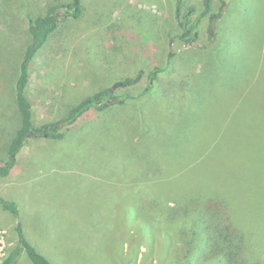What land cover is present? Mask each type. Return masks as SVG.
I'll return each mask as SVG.
<instances>
[{"label": "rangeland", "instance_id": "rangeland-1", "mask_svg": "<svg viewBox=\"0 0 264 264\" xmlns=\"http://www.w3.org/2000/svg\"><path fill=\"white\" fill-rule=\"evenodd\" d=\"M57 1L66 0H5L2 4L0 161L8 158L20 117L9 87L29 37L23 13L41 14ZM176 1L82 0L80 17L61 21L33 58L26 94L31 98L36 126L60 119L77 99L140 75L135 84L113 89L114 97L130 96L121 104L123 109L112 108L101 120L99 112L91 110L70 126V133L62 139H30L18 153L10 174L0 177V198L16 202L26 238L52 264H175L171 252L164 258L167 242L156 221L151 225L158 232L156 236L146 233L144 217L142 222L136 221L141 218L135 219V206L141 205L128 183L146 177L142 176L149 170L146 155L151 154L158 166L167 165L170 159L180 164V175L188 182L177 185L179 180L174 177L175 189L191 195L196 192L193 179L198 173L216 176L224 168L233 169L231 161L239 155L242 144L230 141L229 127L235 123L224 121L227 98L220 95V88L215 90L219 95L214 91L210 94L204 88L207 83L193 74L183 84L178 66L182 53L190 50L196 53L186 62L188 67L194 65L195 71L204 72L201 59L206 58L215 60L224 73L229 70L231 75L229 64L233 62L232 70L240 76L241 61L246 60L242 58V38L252 33L260 42L264 34V0H226L233 2L230 11L221 13L213 25L208 16L200 19L199 39L193 44L176 37L180 34L174 13ZM212 2L215 13L221 0ZM186 4L195 6L194 19L201 12L202 0H186ZM63 12L65 9L56 10L62 18ZM226 38L231 40L229 46ZM210 48L222 52H206ZM237 48L240 57L234 60ZM170 52L174 53V63L159 74L153 98L161 100L158 95L163 97L174 88L176 98H186V105L175 108L173 114L144 100L139 105L134 103L132 97H141L148 86L150 71L155 66L165 67ZM225 59L232 61L224 63ZM130 107L135 113L146 114L147 122H155L162 132L157 133V142L146 153L136 146L137 139L127 143L121 135L131 131ZM130 154L137 156L139 163ZM198 156L202 158L187 169ZM134 164L139 166L137 171ZM153 172L160 178L165 176L161 168ZM14 224L12 215L0 207V264L16 245ZM120 235L124 240L121 243ZM174 242L179 244L178 240ZM134 252L135 262H129L127 258ZM17 264L32 263L22 253Z\"/></svg>", "mask_w": 264, "mask_h": 264}, {"label": "trees", "instance_id": "trees-1", "mask_svg": "<svg viewBox=\"0 0 264 264\" xmlns=\"http://www.w3.org/2000/svg\"><path fill=\"white\" fill-rule=\"evenodd\" d=\"M4 1L0 0V10ZM232 3L221 0L218 11L214 13L212 0H202L201 12L191 19L196 10L195 6L186 4V0H177L174 13L179 21L180 34L176 37L189 44L198 41L199 20L208 16L210 24L213 25V20L217 21L221 13L230 11ZM239 5L243 3L240 2ZM57 9H65L63 18L56 14ZM81 13L82 0L57 1L54 5L45 8L41 14L23 13L24 18L27 19L29 37L23 45L22 57L9 87V91L14 95L15 107L20 117L18 116V125L8 148V158L0 161V177L10 174L18 153L23 147L25 148L30 139L34 137L62 139L70 133L69 127L85 113L96 110L101 120L110 109H123L121 104L126 103V100L130 98L129 95L114 97L113 89L107 87L69 104L66 109L68 112L64 111L60 119L40 126L34 125L31 98L26 94L33 58L58 29L61 21L69 17L77 19ZM255 25L252 32L256 29ZM262 29L264 30V23ZM242 39L245 43L243 49L245 55L242 58L246 57V60L241 61L244 64L240 69V76H236L237 72L232 70L233 62L229 64L231 75L229 70L224 73L222 67L216 65L215 60L206 61V58L201 59L204 60L201 64L205 68L204 72L195 71L194 65L188 67L186 62L196 53L190 50L182 53L183 59L178 66L182 69L183 84L187 76L193 74L198 81L207 83L204 88L210 94L213 95L214 91L215 95H219V92L215 90L220 88V95L227 98L229 105L225 110L224 121L235 123V126L229 127L230 141L233 140L235 145L242 144L237 150L239 155L231 161L233 169L224 168L223 173L216 176L198 173L193 179L196 192L191 195L186 190L179 192L175 189L174 177L179 180L177 185L188 182V179L185 181L180 175L178 170L180 164L170 159L167 160V165L158 166V161H155L151 154L146 155L149 159L147 163L149 170L142 174L146 177L140 180L134 178L128 183L131 192L135 193L137 204L141 205V207L135 206L137 208L135 219L141 218L136 221L142 222L145 218L144 224L148 228L145 229L146 233L155 236L157 231L151 225L156 221L159 231L165 233L163 241L167 242L164 247L168 253L163 252L167 253L164 258L167 259V255L171 252L173 256L171 260L175 264H264V34L260 42H257L252 33ZM230 41L229 38L225 39L226 46L230 45ZM232 41H237V35L232 38ZM212 50L210 48L206 52L216 55L222 52V50ZM236 51L237 54L233 55L234 60L237 55L240 57L238 48ZM173 56L174 53L170 52L165 67L155 66L150 71L148 86L142 91L141 97H132L134 103L139 105L144 100L149 105L167 108L168 112L173 114L175 108L186 105V98H176L174 88L173 91L170 89L163 93V97L158 95L161 100L156 101L153 98L154 93L157 92L155 89L159 83L158 76L167 70L168 66L173 65ZM230 61L232 60L225 59L224 63ZM139 78L140 75L124 78L119 83L123 86L132 85ZM62 103L61 100L59 104ZM129 113L131 114L129 117L131 131L121 135L126 138L127 143L131 139H137L136 146L141 147L146 153L153 148V143L157 142L155 140L158 139L157 133L162 132L158 131V125L155 122H147L146 114L135 113L133 107H130ZM218 137L217 134L216 138ZM205 151L204 147L203 153ZM130 157L139 163L137 156L130 154ZM201 158L198 156L190 161L187 169ZM134 166L137 167L135 169L137 171L139 166L135 164ZM156 168H161L165 172L163 178L154 175L153 170ZM119 183L117 182L116 185ZM0 207L14 218L13 231L17 239L16 245L3 257L2 264H17L22 253H25L32 264H52L26 238L23 226L19 222V208L16 202L0 198ZM119 239V243L124 241L122 235ZM175 240H178L179 244H176ZM118 249H121V246ZM136 257L134 252L127 260L135 262ZM168 264L171 262L169 261Z\"/></svg>", "mask_w": 264, "mask_h": 264}, {"label": "water", "instance_id": "water-1", "mask_svg": "<svg viewBox=\"0 0 264 264\" xmlns=\"http://www.w3.org/2000/svg\"><path fill=\"white\" fill-rule=\"evenodd\" d=\"M215 23V20H213V22H212V24H214ZM120 85H122L121 83H117V84H115L113 87H112V89H115L117 86H120Z\"/></svg>", "mask_w": 264, "mask_h": 264}]
</instances>
